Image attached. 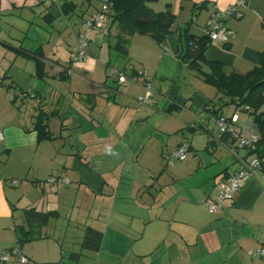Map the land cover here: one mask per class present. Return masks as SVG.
Masks as SVG:
<instances>
[{
	"label": "crops",
	"instance_id": "0c3cea01",
	"mask_svg": "<svg viewBox=\"0 0 264 264\" xmlns=\"http://www.w3.org/2000/svg\"><path fill=\"white\" fill-rule=\"evenodd\" d=\"M69 1L74 3L69 12L74 13L79 8L78 3ZM235 1L156 0L148 2L147 6L154 12L169 10L174 15L171 27L174 35L187 28L191 34L201 36L202 28L214 10L225 9ZM64 2L65 0H60L55 4L43 0H0V130L4 134L0 141V254L15 244L18 237L17 225L24 221L25 210L31 207L39 211L56 210L52 205L49 207V202L58 200V204L62 205L66 202L65 193L69 194L67 206L73 201V197L83 206L84 213L77 217L82 219L79 228L84 231L88 225L98 229L102 221L105 235L114 236V240L118 241L123 236L122 226H126L130 215L128 213L135 207L133 205L150 206L152 203L147 196L145 199L148 201L142 199V195L137 198L138 194H142V180H137L130 186L129 182L125 183V173H131L129 167H136L133 160L130 161L126 156L130 153L134 155L143 147L140 142L138 144L142 137V132H138V122L146 114H152L143 107H150L149 110L160 114V111L166 112L167 107L171 106L176 110L185 109L188 115V120L179 118V122L185 126L179 128L178 133L175 132L176 138L166 152L169 154L182 141H187L190 145L192 159L188 160V199L184 200L186 206L182 210L188 211V221L181 220L178 216L183 213H179L180 204L177 206L168 198L162 207H157L160 215L149 217V224L154 226L152 234L157 242L168 238L172 231L182 239H188V253H184L183 248L179 249L183 264H264V256L248 254L249 249L264 246V163L257 174L250 177L219 210L210 212L205 205L214 200L217 184L240 170L253 157L245 149H239L237 154H233L231 148L235 143L217 137L216 114L211 110H204L206 105L216 108L221 103L229 102L228 99L170 54L166 42L158 44L148 35L131 36L125 57L118 56L109 45L106 49L101 45L89 49L88 58L74 64L70 56L65 58L61 53L60 58L57 57L58 50L64 51L61 48L62 40L58 37L52 42L51 50L48 49V40L32 50L24 46L23 38L2 35L3 29L8 27L25 35L28 27L33 24L30 19L36 16L51 25L58 15L67 16L69 13L62 12L61 6ZM83 3L87 6L82 14L85 15L92 9V16L96 12L97 4L92 0H83ZM111 13L112 10L109 15ZM111 21L112 16H108L107 33L114 41L113 35L117 29ZM225 25L232 30L234 36L227 41L212 42L206 51V57L221 63L226 74H245L258 63L259 54L264 52V0H248L243 16L228 17ZM39 52L42 53L41 56ZM21 57L31 60L33 66L31 63L29 65L21 62V67L17 64ZM37 60L44 64L43 78L36 77ZM130 65L143 70L151 78L154 99L151 106L136 102V98L145 93L142 77L133 82L134 85H121L123 87L120 91L113 85L115 78L110 76L111 69L122 71ZM13 70H19L22 77H15ZM63 71L69 74L66 81L70 80V86L60 79ZM25 74L29 79H24ZM48 80L60 89L48 88ZM21 90L24 97L17 94L13 96L12 91ZM31 93L34 105L27 98ZM76 95L81 102L78 105L74 103ZM50 98L51 102L45 101ZM158 99L163 102V106L159 107ZM89 105H95L92 110L96 118L94 121L86 114ZM39 108L56 113L47 121L49 130L51 120L57 126L55 139H38L34 121ZM221 112L225 117L237 115L235 128L242 135L256 132L252 125L253 117L248 112L236 109L233 104L223 106ZM240 112L248 116L245 114L246 117L243 118ZM202 113H206L208 118H202ZM171 117L177 122L178 117L175 115L169 114L166 118ZM194 117H197L195 119L202 126H195ZM241 119L244 123L250 120L247 134H243V127L237 125ZM91 121L99 123L100 126H92ZM182 128L188 130V136L179 134ZM200 130L204 133H200ZM160 132L168 133L167 130ZM54 154L58 161L50 162V157H54ZM101 167H106L112 177H106ZM120 167V172L115 174ZM51 177H64L68 183H56L55 192L40 186L42 181ZM12 180H17L18 186L13 185ZM29 181L35 187L33 190L36 191V197L32 200L30 198L24 204L15 188L20 187L23 195L28 197L26 193L31 191ZM70 184H73L72 189L68 187ZM159 196H162L161 190ZM21 202L23 205L20 207L19 216L16 205ZM113 211L117 215L112 224ZM168 211L172 213H167ZM72 212L66 213L67 216L75 217ZM122 221L123 224H120ZM63 226L60 224V228ZM146 228L148 225H144V229ZM55 230L56 226L50 221L43 229L46 237L36 239L43 241L44 245L35 247V243H30L19 246L22 255L27 258L26 262L11 255L9 260L0 264L73 263L70 260L65 262L64 250L55 238ZM103 244L87 258L90 264H111L108 261H111V256L107 258L108 255L104 254L101 257L105 246ZM111 245L113 247H107L106 252L119 250L121 243L114 242ZM175 245L173 241H169L164 246L166 251H174ZM73 258L80 262L78 256L77 260L76 256ZM162 260L163 263L160 261L157 264H181L174 256ZM115 264L127 263L121 258Z\"/></svg>",
	"mask_w": 264,
	"mask_h": 264
},
{
	"label": "rangeland",
	"instance_id": "374dc122",
	"mask_svg": "<svg viewBox=\"0 0 264 264\" xmlns=\"http://www.w3.org/2000/svg\"><path fill=\"white\" fill-rule=\"evenodd\" d=\"M75 3H78V7L74 13L69 12L67 16H62L58 15L56 18L53 19V23L51 25L46 24L45 22L42 21V19H38L36 17H33V19H30L33 24L28 27L27 32L24 34L22 33H17L10 27L3 29L2 35L4 36H9L10 35H16L19 36V38H23L24 46L26 48H31L32 50H35L37 45H39L41 42H46L47 40L50 41L48 45V49H52V42L55 41L58 38L62 40V45L61 48L64 50L63 52L57 51L58 56L60 58V55L62 53L65 58L70 56V60L72 63H77L80 61L75 60L74 55L72 54V47H75L77 43V34L79 32H83L85 36V40L88 44V55L89 56V49H95L103 45V49H106L109 44L112 43V38L110 35L107 33V24L106 21L103 23V25L100 28H91V29H86L84 27V23L91 18L92 14V9H89V12L86 13L85 15L82 14L83 9L86 8V4L83 3V0H74ZM94 2V1H93ZM94 4H97V7L99 4L97 2H94ZM96 13V12H95ZM94 13V14H95ZM82 14V15H81ZM93 14V15H94ZM48 26V27H46ZM86 29V30H85ZM11 30V31H10ZM10 32V33H9ZM16 32V33H14ZM77 33V34H76ZM65 40V41H64ZM45 45V44H44ZM45 49V48H44ZM56 50V48H53ZM86 58V59H87ZM65 61V60H63ZM24 63H31L33 66V62L31 60H27L24 58H19V64L21 67ZM71 63V64H72ZM72 64V65H73ZM28 70V68L26 69ZM13 73L15 74V77L21 76L19 70H13ZM24 79L28 78V75L25 74ZM70 80L64 82V84H69L70 86ZM128 85H134L133 83L128 82ZM183 84V83H182ZM115 87L118 88L120 91L121 86H117L116 82L113 83ZM181 85V84H180ZM56 88L60 89L59 86H56V84H53L52 81L48 80V88ZM166 89V87L164 88ZM31 101V105H34V99L32 100L33 93L27 97ZM79 96L76 95L75 97V104H80L81 102L79 101ZM159 101V107L163 106V102L158 99ZM46 102H51L52 99H46ZM112 102V100H111ZM37 106V103L35 104ZM156 107V106H155ZM146 109V111L152 113V114H146L145 117L141 121L138 122V132H142V137L140 138L141 140L138 141L141 143L140 146H143L140 150L136 151L134 155L130 153L127 157V159L130 158V161L133 160L135 163L136 167H129V170L131 173H125V183L129 182L130 185H134L137 180L143 181L144 186L142 194H138L137 198H140L142 195V199L148 197L151 199L150 206H145L141 205L140 207L135 206L133 210H131L127 224L126 226L123 224V229L121 230L122 232V237L120 239L114 240V236H106L104 238V244L103 251H102V256L104 257L105 255H108L107 258H111V261L109 263L115 264L116 260L123 258L124 261H126L127 264H148L150 263H155L162 261V259H165L168 256H174L176 260L183 264V259L179 255V249L183 248L184 253H188V239H182L181 237L177 236L175 234V231H172L171 235L164 239L163 241L157 242L156 237L152 234V228L154 227L152 224H149V217L150 215L153 217H158L160 213H158L157 207H162L163 204L167 200H172L173 204L175 203L177 206L179 205V213L183 212L182 210L186 206L184 203V200L188 199V160L192 159L191 152L190 150L187 153V159L182 162H176L172 166H167L166 164V158L168 154L166 153L167 150L171 147L173 144V141L175 140V132L178 131L179 128L184 127V123H180L179 118H184L188 120V115L187 111L185 109H175L171 108L170 113L168 110L166 112H161L160 114H157V112L153 111L152 109L149 110L147 107H143ZM153 108V107H152ZM169 114L175 115L176 121L173 120V118H166ZM240 116L245 118L244 116L246 113L240 112ZM247 115V114H246ZM202 118H208V115L206 113H202L200 115ZM248 116V115H247ZM53 117V116H51ZM197 117H194L193 120L196 124L195 126H200L199 120L195 119ZM67 120V118H65ZM166 121V122H165ZM249 123L250 120L247 121V123H244L241 119V122H238L237 125H240L243 127V134H247L249 130ZM158 126V127H157ZM202 126V125H201ZM57 128L55 122L51 120L50 122V132L52 133L53 137H57V134L55 133V129ZM160 130H167L168 133L162 134ZM54 131V133H53ZM202 131V130H200ZM185 134V136H188V130L185 128H182L179 131V134ZM197 133V132H195ZM200 133H204L203 131ZM197 135V134H196ZM55 139V138H54ZM139 139V138H138ZM198 139V136H196V140ZM137 143V141H135ZM133 143V146L135 144ZM138 152V153H137ZM138 154V156H137ZM89 156V154H87ZM206 156V155H204ZM204 156H202V159L204 160ZM50 162L51 161H58V158L54 154V157H50ZM55 164V163H54ZM187 164V165H186ZM51 165V164H50ZM99 168V167H98ZM101 169L104 171L105 176L111 178L112 175L106 170V167H101ZM121 170V167L115 171V174H118ZM119 171V172H118ZM51 166H50V173H51ZM114 172V171H113ZM185 176V177H184ZM48 180V179H47ZM47 180L42 181L40 183L41 187H45L47 190H51L53 192L57 191L55 189L57 186L56 183H49ZM31 191L28 193V197L23 195V191L20 189V187H17L19 191V196L20 199L26 203L30 198L31 200L36 197V191L33 190L35 187L32 185V182L29 181ZM39 185V184H38ZM128 185V184H127ZM69 188H73V184H70L68 186ZM160 190L162 192V196H159ZM71 192L70 190H68ZM66 197V202L62 205L58 204V200L52 203V201L49 202V207L52 205V208H55L56 210L58 209L59 212V218L58 219H51V223L56 226L55 232V238L58 239L59 243L63 247V256L65 262L71 261L73 263L70 264H90L87 261V258L92 254V251L89 250H82L79 248V244L81 242V238L84 235V231L82 228H79V223L81 218H77L78 215H82L84 213L83 206L79 204V200L77 198L75 199L73 197V201L69 202L70 204L67 206V193L64 194ZM137 196V192L134 193V197ZM169 198V199H168ZM47 200V198H46ZM48 200L50 198L48 197ZM146 200V199H145ZM148 201V200H146ZM23 202L17 203V208L16 212L17 215L20 216V207L23 205ZM54 205V207H53ZM132 206V205H130ZM141 208V209H140ZM145 209V211H142V209ZM70 209V211L68 210ZM73 211V212H72ZM157 211V212H156ZM71 214L72 216L75 215V217L70 218V221L68 219V216L66 213ZM158 213V214H157ZM167 213H172L167 212ZM178 213V214H179ZM124 214V213H123ZM117 214L115 211L112 213V224L114 223L115 216ZM149 215V216H148ZM126 216V215H125ZM181 220L188 221V211L185 210V212L181 213L178 215ZM81 217V216H79ZM124 217V215H122ZM63 218V220H62ZM20 221V219H19ZM79 222V223H78ZM152 223V222H151ZM60 224L64 225L63 228H60ZM144 225H148V228L144 229ZM150 225V226H149ZM177 225V224H176ZM52 229V228H51ZM174 230V229H173ZM169 241H173L175 245L174 251L168 250L166 251L165 249V244L168 243ZM114 242H119L121 245H119L118 249L115 252H106L107 247H113L111 244ZM30 243H35V247L39 245H44V242L41 240H35V241H23V244H30ZM76 253L80 262L74 261V258L71 256ZM97 259L99 258V254L96 255ZM102 259V258H100ZM84 260V261H83Z\"/></svg>",
	"mask_w": 264,
	"mask_h": 264
},
{
	"label": "trees",
	"instance_id": "16d2710c",
	"mask_svg": "<svg viewBox=\"0 0 264 264\" xmlns=\"http://www.w3.org/2000/svg\"><path fill=\"white\" fill-rule=\"evenodd\" d=\"M153 1L156 0H112V4L107 11V16H112L111 22L113 24L115 23L117 31L113 35L114 41H112L109 46L118 56L125 57L128 53L127 46L129 38L134 34L148 35L158 44L166 42L170 54L180 60L188 70L194 72L203 82L216 88L217 91L229 101L219 104L216 108L213 105H206L204 110H211L213 114H216V120L223 117L229 121L232 116L225 117L221 111L223 106L233 104L236 109L248 112L253 117L252 125L256 130L255 133L258 135V141L254 150L246 148L245 150H248L249 154H252L253 157L259 158L262 166V163H264V110H261V108L264 107V52L259 54L258 63L247 73L226 74L223 71V65L221 63L211 61L206 57V51L211 44L208 36L204 34L201 36L191 34L187 28H184L174 35V32L171 30L174 22V15L169 10L154 12L147 6L148 2ZM72 6H74L72 1L65 0L64 4L61 6L62 12L67 13L71 11ZM110 10H112L111 15H109ZM39 54V56L42 55L41 52H39ZM36 68V77L43 78L44 64L37 60ZM139 71H142V75L138 73ZM119 72L127 77H143V82L149 81L152 85L151 78L149 77L146 79V73L143 70L134 68L132 65ZM68 75L67 71H63L60 79L66 81ZM110 76L114 77L117 85L121 86V84L118 83L117 75ZM12 93L13 96H16L14 91H12ZM19 93L22 94L23 91L21 90ZM94 106L95 105L90 106L86 113L89 119H93V121L95 118L92 112V110L95 109ZM171 108V106L167 107L166 111L168 110L171 112ZM55 114V112L45 108L38 109V113L35 116L34 129L38 134L39 140L54 139L48 128L47 121ZM91 125L96 127L100 126L99 123L97 124V122L92 121ZM192 128L190 129L192 130ZM216 132L218 138L230 141L229 134L220 133L217 127ZM176 133H178V131ZM189 150L190 145L188 151ZM238 150L239 149H237V151ZM23 216L24 221L17 225L18 237L15 244H17L18 247L23 244V241H31L46 237L43 233L44 227L47 226L52 218L58 219L59 212L57 210L39 211L31 207L23 212ZM70 218L71 217H68L69 221ZM98 227V229H95L88 225L85 226L84 235L80 242V248L82 250L98 251L101 248L105 238L104 222L100 221ZM73 256H76L75 259L77 260V254L74 253L71 257L73 258Z\"/></svg>",
	"mask_w": 264,
	"mask_h": 264
},
{
	"label": "built area",
	"instance_id": "2783aa9c",
	"mask_svg": "<svg viewBox=\"0 0 264 264\" xmlns=\"http://www.w3.org/2000/svg\"><path fill=\"white\" fill-rule=\"evenodd\" d=\"M49 1L51 3L58 4L60 0H43ZM97 2L99 6L96 9V13L91 16L89 20L84 23L86 29L100 28L103 23L107 20V11L109 10L112 0H92ZM248 0H236L234 3L229 5L225 9H215L211 14L210 18L202 28L203 34L207 35L210 42L217 40L227 41L234 36L232 30L226 27L225 20L228 17L240 18L243 16V9L246 7ZM195 21L193 17L192 22ZM85 29V30H86ZM88 44L85 40L83 32L77 34V43L73 48L72 54L75 60L84 61L88 55ZM142 75V71L138 72ZM110 75H117L118 83L121 85H126L128 82H134L138 78L127 77L123 73L115 69H111ZM143 78V77H142ZM149 77L147 76L146 79ZM143 89L145 93L137 97V103L143 106H151L154 104V99L152 96V85L149 81H144ZM17 96L24 97V94L15 92ZM13 94V93H12ZM237 120V115L234 114L231 120L227 121L225 118H218L215 122L216 127L220 133L229 134L230 141L235 143V146L231 148L233 154H237V149H249L254 150L256 143L258 141V135L255 132H251L249 135L245 136L238 132L235 128V122ZM4 134L0 130V141L3 140ZM189 149V144L186 141H182L178 146H176L168 154L166 158L167 166H172L174 163L179 161H184L187 159V153ZM261 168V160L257 157H252L248 162L244 163L242 168L232 174H230L225 179L221 180L217 184V193L211 202H207L206 208L210 212H215L219 210L226 200L231 199L244 185V183L252 176L257 174V171ZM49 183H62L67 184L68 180L64 177L54 178L51 177L47 180ZM13 185H17V180H12ZM248 254L252 256H264V246L259 248H252L248 250ZM11 255H15L19 258L21 262H26L27 258L22 255L17 244H14L10 249L2 252L0 254V263L9 260Z\"/></svg>",
	"mask_w": 264,
	"mask_h": 264
}]
</instances>
